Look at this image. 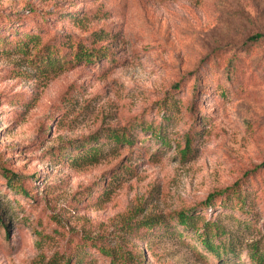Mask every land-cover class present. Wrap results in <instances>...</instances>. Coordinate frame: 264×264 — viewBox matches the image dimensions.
<instances>
[{
  "label": "rangeland",
  "instance_id": "1",
  "mask_svg": "<svg viewBox=\"0 0 264 264\" xmlns=\"http://www.w3.org/2000/svg\"><path fill=\"white\" fill-rule=\"evenodd\" d=\"M77 41L102 57H38ZM124 130L137 140L105 136ZM93 135L97 162L73 167ZM1 168L28 193L0 171V264H110L99 247L130 263L264 264V0H0ZM236 183L247 213L220 207ZM181 210L216 221L221 258Z\"/></svg>",
  "mask_w": 264,
  "mask_h": 264
},
{
  "label": "trees",
  "instance_id": "2",
  "mask_svg": "<svg viewBox=\"0 0 264 264\" xmlns=\"http://www.w3.org/2000/svg\"><path fill=\"white\" fill-rule=\"evenodd\" d=\"M101 31L95 32L94 34H100ZM261 35L256 34L252 36V39H257ZM5 37H3L4 39ZM100 38L101 35H100ZM13 40H16V37H12ZM68 46L70 47L71 45L74 44V41H69ZM63 49L61 47H58L57 45L54 44H48L45 47H43L39 52H38V57L40 60L42 59H47L49 58L48 63H59L62 62L65 65H73L75 63H81V62H86L88 64L94 63L98 58L102 57V55L98 54V49L94 50L93 47H86L81 41H77L75 43V49H66L68 51H62ZM175 88V87H173ZM173 105H170V103H165L163 105V112H162V118L165 120L170 119L173 116ZM144 129V128H143ZM108 137L110 140L114 141L117 143V145H122V144H132L135 142L138 138L137 135H132L131 133L127 131H122V132H114L110 131L106 133L105 135ZM89 140L87 141H80L77 145L75 144V150L79 153L73 155L71 160L69 159L70 157H66L65 153L58 152L57 155H55V158H58V160H63L65 157V160L70 161L71 165L73 167H80L84 165H91L97 162L98 160V149L97 147H94L92 145L87 147V144L89 142L93 141L95 143H99V136L98 135H93L88 138ZM190 138L188 137L186 142L188 145H190ZM0 171L2 172V175L5 177V184L8 188L13 189V191H18L22 192V194H27L28 190L23 187L21 177L18 173L12 172L8 169L1 168ZM101 183V184H100ZM99 185L101 186V192L104 197H108L110 195L111 189L106 184L105 182H99ZM97 188V187H95ZM91 192V191H90ZM214 195H209L205 201H203L201 204H199L197 207H194L192 211H196L198 208H201V206H213L212 201H213ZM245 201H246V195L243 194L242 190L240 189V186L238 183L231 187H227L224 189V191L221 192V197H220V207L223 209H231V210H240L245 213H247L248 209L245 207ZM214 204V203H213ZM198 211V210H197ZM176 219L178 223L182 226V228L186 229H192L194 232H198L201 230V233L199 235H202V242L203 244L212 251V254L216 258H221L222 252L225 249V241L224 240H219L216 244H213L211 242V236H216L219 235L218 232V225L216 221H209L205 220L203 221V227L198 225L200 219L204 220V218L200 214H190L186 212V210H181L176 214ZM2 221V218L0 217V222ZM247 222V219L245 218L243 221V224ZM143 226H160L161 222L158 221V219L154 218H148L143 221H141ZM211 232V233H210ZM224 231H220V235H224ZM229 234V233H227ZM220 247V249H219ZM98 250L106 255L107 257L110 258V264H142L143 259L139 257H134V260L132 263L128 260V256L125 254V256H118L114 250H109L105 248L99 247ZM55 260H50V262H46L45 264H58L54 262ZM83 259L80 257L75 264H83ZM68 264V261L66 262Z\"/></svg>",
  "mask_w": 264,
  "mask_h": 264
}]
</instances>
